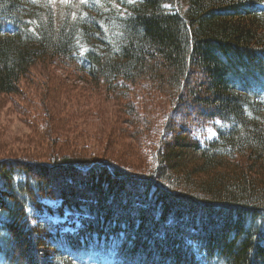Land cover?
Instances as JSON below:
<instances>
[{
	"label": "trees",
	"instance_id": "obj_1",
	"mask_svg": "<svg viewBox=\"0 0 264 264\" xmlns=\"http://www.w3.org/2000/svg\"><path fill=\"white\" fill-rule=\"evenodd\" d=\"M47 63L131 143L2 158L0 264H264V0H0V96Z\"/></svg>",
	"mask_w": 264,
	"mask_h": 264
},
{
	"label": "rangeland",
	"instance_id": "obj_2",
	"mask_svg": "<svg viewBox=\"0 0 264 264\" xmlns=\"http://www.w3.org/2000/svg\"><path fill=\"white\" fill-rule=\"evenodd\" d=\"M47 64L36 67L32 76L22 82L23 92L19 94L23 93V96H0V160L55 153L54 148L67 155L73 150L71 154L75 156L80 152L92 154L96 149L101 152L104 149L111 157H119L120 147L131 141L129 136L121 139L107 136L110 121L101 123L108 120L112 112L107 111L105 119L94 112L88 113L89 105L83 101L88 95L82 88L86 81L82 74L68 70L65 63ZM58 86L64 89L58 90ZM90 99L87 103L96 102L94 96ZM72 112L73 116L66 117L65 114ZM72 126L75 127L71 129ZM119 126L123 132L132 131V127L123 122ZM78 131L82 135L76 133ZM208 134L212 137L213 132L208 130ZM74 143L84 144L74 147ZM107 143L109 145L104 146ZM126 159L136 161L135 156ZM38 160L42 159L39 157Z\"/></svg>",
	"mask_w": 264,
	"mask_h": 264
}]
</instances>
